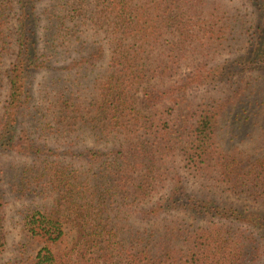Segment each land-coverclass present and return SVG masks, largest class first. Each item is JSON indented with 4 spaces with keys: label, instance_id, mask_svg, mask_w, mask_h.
<instances>
[{
    "label": "trees",
    "instance_id": "trees-1",
    "mask_svg": "<svg viewBox=\"0 0 264 264\" xmlns=\"http://www.w3.org/2000/svg\"><path fill=\"white\" fill-rule=\"evenodd\" d=\"M210 194L264 205V0H0V264H264Z\"/></svg>",
    "mask_w": 264,
    "mask_h": 264
},
{
    "label": "rangeland",
    "instance_id": "rangeland-1",
    "mask_svg": "<svg viewBox=\"0 0 264 264\" xmlns=\"http://www.w3.org/2000/svg\"><path fill=\"white\" fill-rule=\"evenodd\" d=\"M193 190H196L193 188ZM205 198H211L215 199L218 202H221L223 204H228L236 208L244 209L247 211H254V212H259V213H264V205H255L251 204L249 200L247 199H237L233 197H228V196H223V195H218V194H210L209 197ZM12 210H9L7 218H10ZM5 232H6V246H7V252L6 254H9L11 250V245L17 235V231L11 226L9 221L5 223Z\"/></svg>",
    "mask_w": 264,
    "mask_h": 264
}]
</instances>
